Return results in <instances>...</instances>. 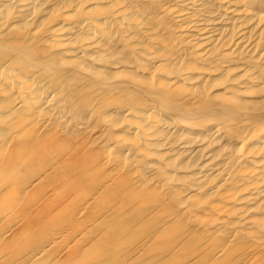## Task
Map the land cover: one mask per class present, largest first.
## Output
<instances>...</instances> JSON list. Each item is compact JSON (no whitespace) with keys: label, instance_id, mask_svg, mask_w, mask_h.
<instances>
[{"label":"bare ground","instance_id":"1","mask_svg":"<svg viewBox=\"0 0 264 264\" xmlns=\"http://www.w3.org/2000/svg\"><path fill=\"white\" fill-rule=\"evenodd\" d=\"M0 205V264H264V0H0Z\"/></svg>","mask_w":264,"mask_h":264},{"label":"rangeland","instance_id":"2","mask_svg":"<svg viewBox=\"0 0 264 264\" xmlns=\"http://www.w3.org/2000/svg\"><path fill=\"white\" fill-rule=\"evenodd\" d=\"M51 146L52 147H50L51 148L50 150H51L52 153L54 152L56 154L58 152V154H59L62 151H64V153L66 152V147L63 146V145H55V146L51 145ZM59 147H60V150H59ZM56 182H57V179L53 178L48 183L44 184L43 187H41L38 190H36L37 192H35L33 194V196H32V194H29V195H25L23 198L22 197L20 198L19 205L17 206L16 210L19 212V214H21V213L26 214L27 213L26 216H25V218H27V219H25V220H27V221H31L32 220V222H34L35 221L34 220L35 217L38 216V218H39L40 215H43V217H44L42 220H40L39 223H36V224L33 223L34 224V228L31 229L32 230L31 231V234H32L31 236H33V237H39L42 234L43 230L48 228L50 223H58V222L62 223V222H64V220L62 218H60V214L57 212L58 210L56 209V207H54L55 205H51L52 202L54 204L55 201H52L51 199H49V196H48L50 194L51 189L56 184ZM82 186H86V185L85 184H81V187ZM47 193H48V195H46ZM30 208H31V211H30ZM0 209L2 210L1 205H0ZM53 209H55V210L53 211ZM20 230H21V226L20 225L13 229V231L11 233V238L14 237L13 238L14 240H12V242H16L15 239L17 238Z\"/></svg>","mask_w":264,"mask_h":264}]
</instances>
